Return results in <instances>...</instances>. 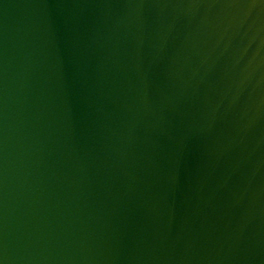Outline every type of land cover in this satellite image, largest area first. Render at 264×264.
<instances>
[{
	"label": "water",
	"instance_id": "1",
	"mask_svg": "<svg viewBox=\"0 0 264 264\" xmlns=\"http://www.w3.org/2000/svg\"><path fill=\"white\" fill-rule=\"evenodd\" d=\"M0 264H264V179L140 0H0Z\"/></svg>",
	"mask_w": 264,
	"mask_h": 264
}]
</instances>
